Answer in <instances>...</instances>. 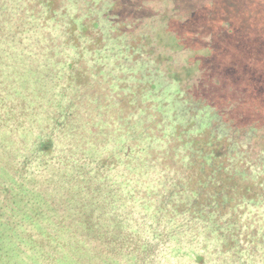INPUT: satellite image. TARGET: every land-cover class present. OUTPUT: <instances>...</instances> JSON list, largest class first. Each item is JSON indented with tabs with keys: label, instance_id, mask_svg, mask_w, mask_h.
<instances>
[{
	"label": "trees",
	"instance_id": "1",
	"mask_svg": "<svg viewBox=\"0 0 264 264\" xmlns=\"http://www.w3.org/2000/svg\"><path fill=\"white\" fill-rule=\"evenodd\" d=\"M0 264H264V1L0 0Z\"/></svg>",
	"mask_w": 264,
	"mask_h": 264
},
{
	"label": "rangeland",
	"instance_id": "2",
	"mask_svg": "<svg viewBox=\"0 0 264 264\" xmlns=\"http://www.w3.org/2000/svg\"><path fill=\"white\" fill-rule=\"evenodd\" d=\"M262 1H264V0H262Z\"/></svg>",
	"mask_w": 264,
	"mask_h": 264
}]
</instances>
